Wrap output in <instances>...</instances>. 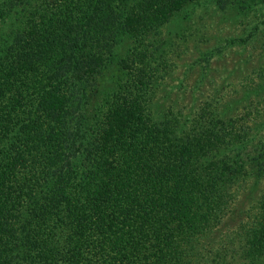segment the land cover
Instances as JSON below:
<instances>
[{
	"label": "trees",
	"instance_id": "16d2710c",
	"mask_svg": "<svg viewBox=\"0 0 264 264\" xmlns=\"http://www.w3.org/2000/svg\"><path fill=\"white\" fill-rule=\"evenodd\" d=\"M198 1L0 0V264H264V110L154 109L147 42Z\"/></svg>",
	"mask_w": 264,
	"mask_h": 264
},
{
	"label": "rangeland",
	"instance_id": "374dc122",
	"mask_svg": "<svg viewBox=\"0 0 264 264\" xmlns=\"http://www.w3.org/2000/svg\"><path fill=\"white\" fill-rule=\"evenodd\" d=\"M210 2L199 0L171 17L159 35L155 34L154 41L147 42L151 66L159 64L154 75L158 101L154 109L171 108L188 117L205 100L214 104L219 99L216 102L219 111L220 106L231 107L229 113L237 114V110L246 106L251 112L250 120L253 118L251 122L255 123H247L249 132L257 135L264 110V98L255 93L264 76V31L258 35L256 32L242 46L229 45L228 40L245 36L247 29L258 23L261 9L253 6L243 16L231 7L217 9ZM126 41L119 46L123 57L133 44L128 38ZM112 70L108 76L115 73ZM112 77L104 86H110ZM247 92L249 97L245 96ZM236 203L216 230L217 236L232 233L245 220L252 201L240 195Z\"/></svg>",
	"mask_w": 264,
	"mask_h": 264
}]
</instances>
